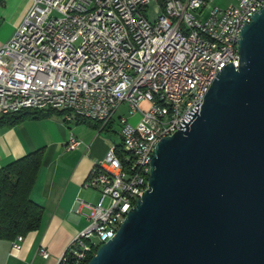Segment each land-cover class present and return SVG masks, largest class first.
I'll return each mask as SVG.
<instances>
[{
    "label": "built area",
    "instance_id": "1",
    "mask_svg": "<svg viewBox=\"0 0 264 264\" xmlns=\"http://www.w3.org/2000/svg\"><path fill=\"white\" fill-rule=\"evenodd\" d=\"M212 2L32 0L0 46V117L57 109L65 111L63 123L83 117L103 128L125 109L118 118L120 142L94 161L87 179L98 201L88 205V224L59 264H86L120 229L147 188L157 142L188 121L221 68L238 66L240 30L264 0ZM136 114L137 123L129 122ZM69 138L66 150L82 144ZM22 238L16 236L12 250ZM38 254L49 255L45 248Z\"/></svg>",
    "mask_w": 264,
    "mask_h": 264
},
{
    "label": "water",
    "instance_id": "2",
    "mask_svg": "<svg viewBox=\"0 0 264 264\" xmlns=\"http://www.w3.org/2000/svg\"><path fill=\"white\" fill-rule=\"evenodd\" d=\"M238 66L151 154L147 188L86 264H264V5Z\"/></svg>",
    "mask_w": 264,
    "mask_h": 264
},
{
    "label": "crops",
    "instance_id": "3",
    "mask_svg": "<svg viewBox=\"0 0 264 264\" xmlns=\"http://www.w3.org/2000/svg\"><path fill=\"white\" fill-rule=\"evenodd\" d=\"M31 5L32 0H0V46L8 42ZM121 111L104 129L75 119L63 123L57 115L27 118L0 129V167L41 147L44 151L30 191L31 199L43 208L39 227L23 236L22 246L16 250L11 248L12 241L0 239V264H59L71 239L88 224V205L98 201V189L89 187L87 179L94 161L103 159L111 144L118 145L107 132L112 131ZM70 135L82 144L66 150ZM43 248L48 258L39 256Z\"/></svg>",
    "mask_w": 264,
    "mask_h": 264
},
{
    "label": "trees",
    "instance_id": "4",
    "mask_svg": "<svg viewBox=\"0 0 264 264\" xmlns=\"http://www.w3.org/2000/svg\"><path fill=\"white\" fill-rule=\"evenodd\" d=\"M65 111L57 109H24L0 117V129L10 128L27 118H50L53 115L63 117ZM76 123H86L99 127L102 123L83 117L75 118ZM109 124V122H108ZM107 128V124L102 128ZM120 149V147H118ZM121 152V149L119 150ZM43 148L33 150L25 156L13 159L0 167V239L13 241L17 235L26 236L39 227L43 208L36 204L30 191L36 180L43 157ZM61 264H70L62 261Z\"/></svg>",
    "mask_w": 264,
    "mask_h": 264
},
{
    "label": "rangeland",
    "instance_id": "5",
    "mask_svg": "<svg viewBox=\"0 0 264 264\" xmlns=\"http://www.w3.org/2000/svg\"><path fill=\"white\" fill-rule=\"evenodd\" d=\"M233 2V0H214V2H212L213 4H215L216 6H226L229 5ZM155 13V12H154ZM146 106L145 103H142V107ZM121 110H124L123 107L120 108ZM120 110V111H121ZM138 119H140L139 114H136V116H133L129 119V122H132L133 124L137 123ZM115 120H116V116H115ZM115 124L113 125V129L110 132H107L109 134V136H111V138L113 139L112 141H114V143H119L120 142V137L119 136V130H120V122L118 123L117 121L114 122ZM106 202V201H105Z\"/></svg>",
    "mask_w": 264,
    "mask_h": 264
}]
</instances>
